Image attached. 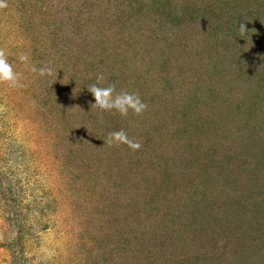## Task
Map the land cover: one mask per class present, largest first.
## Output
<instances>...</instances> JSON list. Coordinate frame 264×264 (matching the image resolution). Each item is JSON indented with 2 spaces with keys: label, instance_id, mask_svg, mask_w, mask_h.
Instances as JSON below:
<instances>
[{
  "label": "rangeland",
  "instance_id": "374dc122",
  "mask_svg": "<svg viewBox=\"0 0 264 264\" xmlns=\"http://www.w3.org/2000/svg\"><path fill=\"white\" fill-rule=\"evenodd\" d=\"M7 3L0 264H264V0ZM98 73L143 115L101 118Z\"/></svg>",
  "mask_w": 264,
  "mask_h": 264
},
{
  "label": "clouds",
  "instance_id": "9594fccd",
  "mask_svg": "<svg viewBox=\"0 0 264 264\" xmlns=\"http://www.w3.org/2000/svg\"><path fill=\"white\" fill-rule=\"evenodd\" d=\"M7 7V0H0V9H6ZM240 31L241 33H245L246 29L244 25L240 26ZM18 59L25 67L28 66L30 61L29 54L21 53ZM30 70L39 77L54 75V69L50 66H42L39 69L32 66ZM105 80L104 74L98 73L96 82L87 88L94 99L92 107L98 110L101 118L104 113L118 114L121 117H128L129 114L133 116L143 115L147 110V104L138 93L127 90L117 92L115 84L103 86ZM0 85H7L9 88L15 89L24 87L23 74L13 69L4 48H0ZM3 110V106H0V111ZM103 143L109 147L127 146L132 151L139 150L142 146L138 140L130 138L123 129L109 132Z\"/></svg>",
  "mask_w": 264,
  "mask_h": 264
}]
</instances>
